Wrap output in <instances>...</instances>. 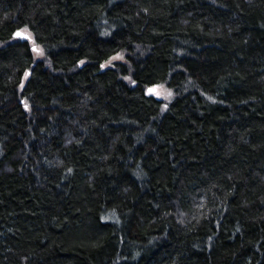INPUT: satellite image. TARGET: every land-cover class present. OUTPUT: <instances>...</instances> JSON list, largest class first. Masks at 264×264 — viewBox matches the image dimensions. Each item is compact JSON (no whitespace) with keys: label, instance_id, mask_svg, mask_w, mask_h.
<instances>
[{"label":"trees","instance_id":"16d2710c","mask_svg":"<svg viewBox=\"0 0 264 264\" xmlns=\"http://www.w3.org/2000/svg\"><path fill=\"white\" fill-rule=\"evenodd\" d=\"M0 264H264V0H0Z\"/></svg>","mask_w":264,"mask_h":264},{"label":"rangeland","instance_id":"374dc122","mask_svg":"<svg viewBox=\"0 0 264 264\" xmlns=\"http://www.w3.org/2000/svg\"><path fill=\"white\" fill-rule=\"evenodd\" d=\"M123 56L124 55L121 54V53H117L115 55H112L110 58H108L107 60H105L101 64V69H105V68L114 66L116 62L123 60ZM114 57H122V59H120V58L114 59ZM25 78H26V76H25ZM24 81H25V79H23V83H24ZM151 88L154 89V93L152 95H154L155 97H157V98H167V99L170 98V96H169L170 93L163 86L157 85V86H154V87H151Z\"/></svg>","mask_w":264,"mask_h":264},{"label":"snow or ice","instance_id":"6c2138e0","mask_svg":"<svg viewBox=\"0 0 264 264\" xmlns=\"http://www.w3.org/2000/svg\"><path fill=\"white\" fill-rule=\"evenodd\" d=\"M16 36L21 37V38H23V39H28V40H31V39H32L31 34L27 32V29H25L24 32H17V33H16ZM33 45H34V47H33V51L36 52L38 55H41V56H42V55L44 54V53H43V50H42L41 48L35 46V41H34V40H33ZM116 58H120V59H122V57H114V59H116ZM83 63H84V62L81 61V64H83ZM102 67H103V66H102ZM26 78H27V77H26ZM133 83H135V81H133ZM148 93H149V94H153V93H154V89L149 88V89H148ZM26 107H27V105H26ZM165 107H167V106H165Z\"/></svg>","mask_w":264,"mask_h":264},{"label":"water","instance_id":"95a60500","mask_svg":"<svg viewBox=\"0 0 264 264\" xmlns=\"http://www.w3.org/2000/svg\"><path fill=\"white\" fill-rule=\"evenodd\" d=\"M14 35L16 36V33ZM16 37H18V36H16Z\"/></svg>","mask_w":264,"mask_h":264}]
</instances>
